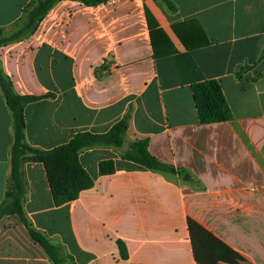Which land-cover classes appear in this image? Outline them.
I'll list each match as a JSON object with an SVG mask.
<instances>
[{"label": "crops", "instance_id": "1", "mask_svg": "<svg viewBox=\"0 0 264 264\" xmlns=\"http://www.w3.org/2000/svg\"><path fill=\"white\" fill-rule=\"evenodd\" d=\"M29 1L0 0V30L14 32ZM171 1L174 12L160 0H64L33 35L0 47L17 94L53 95L25 109L30 147L106 133L132 106L128 142L147 139L154 157L186 172L150 171L114 147L86 149L80 162L94 186L56 207L43 164L25 161V214L72 264H216L194 252L188 220L245 264H264V0ZM209 80L221 84L230 121L199 123L192 86ZM13 139L0 90V204ZM108 160L115 173L100 175ZM0 264L52 262L5 216Z\"/></svg>", "mask_w": 264, "mask_h": 264}, {"label": "trees", "instance_id": "2", "mask_svg": "<svg viewBox=\"0 0 264 264\" xmlns=\"http://www.w3.org/2000/svg\"><path fill=\"white\" fill-rule=\"evenodd\" d=\"M64 0H30L23 9V18L16 30L5 34L0 30V47L33 35L47 14ZM87 6H96L109 0H76ZM170 11H176L171 0H160ZM209 44L206 40L205 45ZM264 60V50L259 58ZM239 78L241 75L236 73ZM0 90L6 100L13 117L14 139L11 150V171L4 201L0 204V221L5 216H16L25 226L31 239L47 254L52 264H69V256L63 247L54 244L45 235L34 229L24 211L26 198V181L22 173L25 161L41 163L44 166L48 184L56 207L78 199L80 193L94 186V179L80 162L82 151L94 147H114L122 150L127 138V131L132 120V106L124 116L106 133H76L64 145L51 150H39L30 147L25 138L26 107L43 98H52V94L43 97L17 94L10 80L3 74L0 67ZM194 101L197 107L200 124L226 122L232 119L230 107L222 91L221 84L216 80L196 83L192 86ZM148 140H136L130 143L131 151L122 153V159L153 172L170 175H185L154 157L148 149ZM114 161H103L99 164L100 175L114 174ZM188 230L194 252L201 258L220 259L229 255L224 246L216 244L210 234L194 221L188 220ZM123 249V247H122ZM232 255V254H231ZM235 256V255H234Z\"/></svg>", "mask_w": 264, "mask_h": 264}, {"label": "rangeland", "instance_id": "3", "mask_svg": "<svg viewBox=\"0 0 264 264\" xmlns=\"http://www.w3.org/2000/svg\"><path fill=\"white\" fill-rule=\"evenodd\" d=\"M225 258L226 260L223 262V264H245L240 258L231 254L229 255L227 254L220 259H215V258H207V259H209L212 263L220 264L221 261L224 260ZM69 264L72 263L69 262Z\"/></svg>", "mask_w": 264, "mask_h": 264}, {"label": "water", "instance_id": "4", "mask_svg": "<svg viewBox=\"0 0 264 264\" xmlns=\"http://www.w3.org/2000/svg\"><path fill=\"white\" fill-rule=\"evenodd\" d=\"M127 151H131L130 143H129L128 141L125 142V144H124V146H123V148H122V152H123V153H125V152H127ZM185 178L188 179L189 176L186 175Z\"/></svg>", "mask_w": 264, "mask_h": 264}]
</instances>
